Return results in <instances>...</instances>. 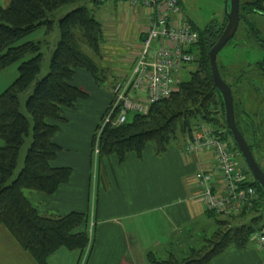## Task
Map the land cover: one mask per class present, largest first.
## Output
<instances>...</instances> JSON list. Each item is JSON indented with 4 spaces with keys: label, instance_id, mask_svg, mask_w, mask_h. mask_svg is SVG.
<instances>
[{
    "label": "trees",
    "instance_id": "1",
    "mask_svg": "<svg viewBox=\"0 0 264 264\" xmlns=\"http://www.w3.org/2000/svg\"><path fill=\"white\" fill-rule=\"evenodd\" d=\"M89 1L97 6L105 0H9L5 6L0 5V69L18 62L16 76L0 91V224L7 227L38 264H50L49 256L60 247L78 249L80 257L88 242L93 241V233L90 238L87 228L88 211L42 214L23 192V188H29L53 193L69 178L71 167L53 165L51 160L61 149L53 136L59 128L57 121L65 119L62 107H73L78 98L88 96L85 89L72 82L75 68L88 70L97 84L107 77L106 66L98 65L95 58L83 49L84 45L89 47L102 59L103 24ZM257 2L260 0L246 4L251 7ZM66 3L74 5L56 16L58 7ZM242 17L245 20L246 13H242ZM225 22V17L221 21L213 19L199 27L192 21L197 31V40L190 46L195 55L194 65L183 70L175 90L151 102L145 113L130 112L124 122L104 124L98 138L97 171L102 168L104 156L115 153L121 161L130 150L140 156L147 141L153 143L156 154H161L177 138L189 134L195 123L206 118L214 119L217 125L225 127V135L231 136L225 124L221 95L212 80L208 57V50ZM41 26L45 27L46 34L57 27L58 37L50 53L48 69L38 77L45 42L41 39L16 41ZM250 31L256 37V30ZM217 65L220 70L218 61ZM259 65L264 68V58ZM30 85L31 90L24 102L27 114L20 108L19 97ZM211 112H214L213 116H210ZM28 136L31 139L23 163L14 175L19 151ZM93 141L94 133L91 148ZM243 169L251 173L246 163ZM249 182L255 186L257 198L249 210L236 214L244 216L254 211L247 221L233 223L231 217L236 215L220 217L222 214L207 211L208 215L214 216L216 225L210 233L202 229L198 244L187 242L184 249H178L179 253L166 250L167 255L163 257L157 255V249L150 248L146 251L149 263L211 264L230 246L239 249L249 246L251 233L264 223V189L254 176ZM96 200L94 194V216ZM173 244H177L176 239L169 242V247Z\"/></svg>",
    "mask_w": 264,
    "mask_h": 264
},
{
    "label": "crops",
    "instance_id": "2",
    "mask_svg": "<svg viewBox=\"0 0 264 264\" xmlns=\"http://www.w3.org/2000/svg\"><path fill=\"white\" fill-rule=\"evenodd\" d=\"M8 1L0 0V5L5 6ZM179 2L184 17L192 21L182 0ZM100 5L94 6L95 13ZM139 9L136 6L130 12ZM132 63L133 60L129 65ZM111 68L110 64L106 67L107 75ZM115 69L109 82L97 84L88 70L75 68L72 82L85 89L88 96L78 98L73 107H62L65 119L57 121L59 128L53 136L61 149L51 160L53 165L70 166L69 178L53 193L29 188H23V192L42 214L88 211L96 193L93 241L85 264H150L146 256L148 249L164 245L166 253L172 239L177 243L187 241L199 219L209 216L200 199L194 196L193 172L205 159V154L187 156L183 153L186 134L161 154L154 152L151 141L145 143L140 156L130 150L119 161L117 155L111 153L102 158V168L97 171L91 152L92 135L112 98L114 79L118 73L128 72L130 67L125 72L121 71L123 69L115 72ZM11 71L15 70L11 68ZM63 249L60 247L49 256L50 264H53L52 255L58 253L63 257ZM71 251L75 254L74 259L69 258V264L75 262L80 253ZM0 264H38L3 224H0ZM211 264H264V254L251 241L244 249L228 247Z\"/></svg>",
    "mask_w": 264,
    "mask_h": 264
},
{
    "label": "built area",
    "instance_id": "3",
    "mask_svg": "<svg viewBox=\"0 0 264 264\" xmlns=\"http://www.w3.org/2000/svg\"><path fill=\"white\" fill-rule=\"evenodd\" d=\"M130 7H141L144 24L140 28L139 50L128 72L116 78L112 98L94 130L91 148L94 166L98 155V138L105 123L124 122L130 112L145 113L148 105L168 96L177 88L185 65L194 61L190 46L197 40L192 21L184 17L179 0H126ZM214 112L210 113L213 116ZM185 155L204 153L205 159L193 172L195 197L205 210L222 215H236L249 210L257 198L251 173L244 171L231 137L214 119L195 123L183 146ZM93 201V197H92ZM90 207L89 234L94 210ZM251 241L264 252V223L250 235ZM90 241L78 264H85Z\"/></svg>",
    "mask_w": 264,
    "mask_h": 264
},
{
    "label": "rangeland",
    "instance_id": "4",
    "mask_svg": "<svg viewBox=\"0 0 264 264\" xmlns=\"http://www.w3.org/2000/svg\"><path fill=\"white\" fill-rule=\"evenodd\" d=\"M104 4H101L98 9L99 11H96L95 15L102 21L103 24V40L101 44V57L99 58L94 52L87 46H83V49L91 54L98 65H103L108 67L109 64L111 65V72H108L107 79H104V83L109 82V79H112V73H114V69L117 67L119 69H115L116 71L122 72L126 71L131 65L130 62L135 59V56L138 53L139 50V38H138V30H140L143 21L145 20L144 11L140 7L139 11L130 12L131 9L135 7H130L129 3L127 1L120 2L115 0H105L103 2ZM182 3L184 5V9L187 12V14L190 16L192 21L199 27H202L206 22L210 20H218L221 21L224 17L225 10H224V3L225 0H182ZM74 4L72 3H66L58 7L56 10V16L58 14H63L67 10H69ZM89 5L91 6V2L89 1ZM94 6V5H92ZM95 8V7H94ZM254 18L258 21H262L264 17L260 15H255ZM111 26V27H110ZM112 30H111V29ZM261 28V27H260ZM45 27L42 26L40 28H37L33 30L32 32L26 34L25 36L21 37L19 40L16 41V43L22 42L26 39H41L45 42V44L42 46L43 50V59L41 61V68L38 73V77L42 76L44 73H46L48 69V62L50 58L51 50L54 46V43L58 37V29L55 27L54 30H52L50 33L46 34L44 33ZM244 32V31H243ZM239 33H242L241 27L239 26L234 36L231 38L229 42H227L218 52L216 55V59L219 64H222L227 68L229 73L234 74L235 72L239 73L241 71H245L244 76L239 80L238 86L241 89V95H240V109L244 111L246 108L247 111L252 112L250 116L254 118L256 115L258 119L263 120L264 119V79L257 75L254 72L255 62L260 58L262 54V49L259 47L256 41H254V35L252 33H247L246 35H242L240 37ZM259 34L261 36H264V27L259 29ZM252 37L253 41H250L247 37ZM194 62H190L185 66V69L187 66H193ZM17 64L18 62H13L11 65L4 67L0 69V91L4 89V87L15 77L17 74ZM192 64V65H191ZM108 65V66H107ZM14 69L15 71H11ZM12 72V73H11ZM123 73H118L116 78H119L122 76ZM249 75V76H248ZM223 76H225L223 74ZM245 76H248L247 78H244ZM227 78L230 80L232 79V76L228 75ZM244 78V79H243ZM32 85L29 86L25 91L20 93V108L23 112L27 113L24 102L25 98L28 95V93L31 90ZM248 87V88H247ZM246 88V89H245ZM28 114V113H27ZM30 118V116H29ZM260 123V122H259ZM262 124L263 126H260ZM258 124V130L264 129V120L263 123ZM31 137L28 136L25 139V142L21 146V149L19 151L18 155V162L17 166L14 171V175L17 173L18 169L21 167L23 163V156L26 151V148L30 142ZM0 143H2V139H0ZM240 163L242 166L244 165V160L239 158ZM264 162V158L262 159ZM96 195V193H95ZM90 213V209L88 210V215ZM255 212L250 211L244 216L236 215L234 217H231V222L236 223L240 221H247L251 215H253ZM220 217H223V215H220ZM215 218L214 216H208L207 219L202 218L199 219V223H197V226L192 227V239H188L187 241L179 242L177 244H173L170 247H167V250L170 252L179 253L178 249L180 247H184L185 242H188L190 245L198 244L201 241V236L203 235L202 229L206 227V233H210L212 229L215 227ZM89 219L87 220V228L89 230ZM200 226V228H196ZM197 230H196V229ZM196 231V232H195ZM205 231V230H204ZM189 232V231H186ZM93 233V230L90 232V238ZM189 236V234H188ZM190 238V237H188ZM92 241V239H91ZM92 243L90 242L88 252L86 254V257H88V253L90 250ZM65 252L62 254L63 257L60 255H52V259L50 262L53 264H69L70 260L69 258L72 257L74 259L75 254L70 249H67L63 247ZM166 247L163 245L161 248H157V255L159 256H165L167 255L165 253ZM77 250L78 249H74ZM67 254V256H65ZM68 261H67V260ZM81 260V256L77 259H75V262L72 264H78V262ZM86 262V260H85Z\"/></svg>",
    "mask_w": 264,
    "mask_h": 264
},
{
    "label": "flooded vegetation",
    "instance_id": "5",
    "mask_svg": "<svg viewBox=\"0 0 264 264\" xmlns=\"http://www.w3.org/2000/svg\"><path fill=\"white\" fill-rule=\"evenodd\" d=\"M249 1H252V0H239V8H238L239 20H238L237 28H236L234 34L236 33L239 26L241 27V31H242V33H239L240 37H242V35H244V33L246 35V32L252 33L250 30H254V29L256 30V37L254 36V41H256L257 44L259 45V47L262 49V54H261L260 58L255 62L256 65H255L253 70L257 75H259L260 77H262L264 79V68L260 67V65H259V63L262 61V58H264V36H261L259 34V29L264 27V19L261 22L260 21L257 22V20L254 18L255 15H260V16L264 17V0H260V2L255 3L256 5H254V6L251 5V7H249L246 4V2H249ZM259 4L262 7H260ZM242 5H245L246 7L242 8ZM242 13H246V19L245 20L242 17ZM224 17H225V14H224ZM234 34L232 35V37L234 36ZM252 34L255 35L254 33H252ZM247 37L249 38L250 41H253L252 37H249V36H247ZM231 38H229L227 42H229L231 40ZM220 65H221L220 66L221 69L219 70V72H220L222 78L230 86V89L232 92L235 122H236L239 130L241 131L242 135L244 136L249 148L251 149L255 160L257 161V163L259 164V166L262 169V167H264V162L262 161V159L264 158V129L258 130V124L263 123L264 119L259 120L256 115L253 118L252 116H250V114H252V112L247 111L246 108H244L245 109L244 111H242L240 109L241 89L238 86V82L244 76L245 71H241L239 73L235 72L234 74H232V73H229V71L227 70V68L225 66H223L222 64H220ZM223 74L225 76H223ZM228 75L232 76V79L229 80L227 78ZM248 76H245L244 78H247ZM263 101H264V98H263ZM260 126H263V125L260 124ZM230 137L232 138V136H230ZM232 140H233V138H232ZM237 155L240 159L242 157V159L244 160L242 153L238 147H237ZM244 163H245V160H244Z\"/></svg>",
    "mask_w": 264,
    "mask_h": 264
},
{
    "label": "water",
    "instance_id": "6",
    "mask_svg": "<svg viewBox=\"0 0 264 264\" xmlns=\"http://www.w3.org/2000/svg\"><path fill=\"white\" fill-rule=\"evenodd\" d=\"M238 8L239 0H225L224 10L226 23L215 42L209 48L208 57L213 83L222 98L226 126L230 130L233 140L241 151L248 169L258 181L259 185L264 189V171L255 160L251 149L235 122L232 92L228 83L222 78L216 61L217 52L224 46L228 39L232 37L237 28L239 20Z\"/></svg>",
    "mask_w": 264,
    "mask_h": 264
}]
</instances>
